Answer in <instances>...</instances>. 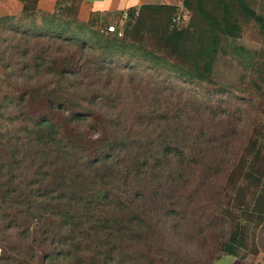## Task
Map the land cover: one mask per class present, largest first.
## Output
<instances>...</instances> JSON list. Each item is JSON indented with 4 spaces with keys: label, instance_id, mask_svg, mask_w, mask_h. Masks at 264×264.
<instances>
[{
    "label": "trees",
    "instance_id": "obj_1",
    "mask_svg": "<svg viewBox=\"0 0 264 264\" xmlns=\"http://www.w3.org/2000/svg\"><path fill=\"white\" fill-rule=\"evenodd\" d=\"M18 1L0 18V264H172L179 226L256 254L264 0H183L178 28L176 7L141 5L120 38L76 22L80 0ZM250 23L257 51L236 43ZM218 55L248 76L215 82Z\"/></svg>",
    "mask_w": 264,
    "mask_h": 264
},
{
    "label": "rangeland",
    "instance_id": "obj_2",
    "mask_svg": "<svg viewBox=\"0 0 264 264\" xmlns=\"http://www.w3.org/2000/svg\"><path fill=\"white\" fill-rule=\"evenodd\" d=\"M177 14H184L187 17L186 20H188V12L179 11ZM112 25L115 27H122L123 24L114 22ZM236 43L248 50L257 51L260 48V44L256 26L252 23L244 26ZM241 75L248 76V72L245 71L231 55H218L216 62L211 68V78L215 82L221 84L233 86L238 82ZM254 116L264 121V111H259ZM79 128L90 137L95 136V133L86 130V128L82 126ZM244 131L245 126L242 128V133H240L241 139L244 135ZM247 226L250 227V225ZM183 234H185V232H183L182 227L179 226V230L177 232L172 230L169 239H167L173 246V249L178 251V257L177 259H172V264H264V236H261L259 243H256V254L251 253L249 239L248 246L245 250L241 249L237 257H229L222 254L220 251L219 246L222 241L217 242L209 240L203 242L194 238H189V236ZM256 236L257 238L259 237L257 234ZM250 237L251 236H249V238Z\"/></svg>",
    "mask_w": 264,
    "mask_h": 264
},
{
    "label": "crops",
    "instance_id": "obj_3",
    "mask_svg": "<svg viewBox=\"0 0 264 264\" xmlns=\"http://www.w3.org/2000/svg\"><path fill=\"white\" fill-rule=\"evenodd\" d=\"M69 0H37L36 14H52L57 2L61 6H69ZM183 0H80L75 11V21L87 24L92 18L97 22H107L112 25L118 22L122 12L128 9H137L141 5H168L174 6L178 11ZM22 5L18 0H0V18L12 17L20 14Z\"/></svg>",
    "mask_w": 264,
    "mask_h": 264
},
{
    "label": "built area",
    "instance_id": "obj_4",
    "mask_svg": "<svg viewBox=\"0 0 264 264\" xmlns=\"http://www.w3.org/2000/svg\"><path fill=\"white\" fill-rule=\"evenodd\" d=\"M137 16V9L133 10V15L131 20L128 18V14L126 11L122 12L119 16L118 23L123 24L124 22L127 21H132L135 17ZM187 17L184 14H176L174 18L171 20V27H185L187 24ZM101 33L103 34H113L116 38L121 37V26L120 27H115L114 25H108L106 26L103 30H101Z\"/></svg>",
    "mask_w": 264,
    "mask_h": 264
}]
</instances>
